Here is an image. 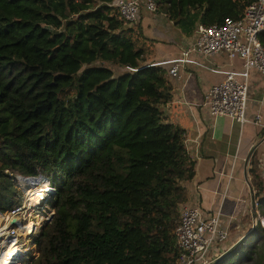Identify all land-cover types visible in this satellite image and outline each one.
<instances>
[{"label": "trees", "instance_id": "1", "mask_svg": "<svg viewBox=\"0 0 264 264\" xmlns=\"http://www.w3.org/2000/svg\"><path fill=\"white\" fill-rule=\"evenodd\" d=\"M114 1L0 0V211L20 203L17 175L55 189L31 264H177L172 229L194 160L163 115L167 70L143 63L137 23ZM252 1L155 0V12L190 36ZM263 230L217 264H264Z\"/></svg>", "mask_w": 264, "mask_h": 264}, {"label": "crops", "instance_id": "2", "mask_svg": "<svg viewBox=\"0 0 264 264\" xmlns=\"http://www.w3.org/2000/svg\"><path fill=\"white\" fill-rule=\"evenodd\" d=\"M138 10L135 24L141 36L137 46L142 49L143 63L159 64L167 70V62L179 57L191 44L195 31L184 36L166 15L148 12L143 7ZM190 57L198 59L194 53ZM202 62L218 71L241 69L239 58L230 59L221 52ZM168 77L171 97L162 107L163 115L167 122L183 130L185 150L194 160L192 177L182 182L186 200L180 207L197 208L202 220L219 213L220 225L226 228L228 236L222 241L224 248L218 252L212 248V253L218 256L250 230L254 220L264 221V127L253 123L240 126L226 116L210 117L204 105L205 94L211 85L221 81V72L184 63L178 67L175 77ZM255 115L264 124V77L250 70L245 116L253 118ZM251 158L257 162V184L251 182L247 172ZM259 200L263 203L261 207Z\"/></svg>", "mask_w": 264, "mask_h": 264}, {"label": "built area", "instance_id": "3", "mask_svg": "<svg viewBox=\"0 0 264 264\" xmlns=\"http://www.w3.org/2000/svg\"><path fill=\"white\" fill-rule=\"evenodd\" d=\"M114 6L123 21L135 24L137 10L143 7L154 12L155 0H115ZM263 28L264 0H253L236 18L225 17L220 23L197 26L191 44L179 57L167 62V75L175 77L178 67L184 63L221 72V81L211 85L205 94L204 105L210 117L226 116L240 126L253 123L264 127L258 115L245 116L248 72L255 70L264 77V44L257 36ZM218 52L230 59L239 58L241 69L218 71L203 64L202 60H208ZM191 53L198 59L191 58ZM15 184L22 194L20 203L0 211V264H31L39 254L34 236L41 224L50 219L55 189L41 175H17ZM41 185L46 190H40ZM254 222L264 226L261 218ZM172 233L178 247L177 264H206L217 257L212 253L214 244L228 236L226 228L220 225L219 213L202 220L197 208L190 205L180 207ZM9 246L17 248L18 254H5V248Z\"/></svg>", "mask_w": 264, "mask_h": 264}, {"label": "water", "instance_id": "4", "mask_svg": "<svg viewBox=\"0 0 264 264\" xmlns=\"http://www.w3.org/2000/svg\"><path fill=\"white\" fill-rule=\"evenodd\" d=\"M253 150V148H251V150L248 151L246 158L244 160V166H246V162L248 159V156L250 155L251 151ZM245 168L243 170L244 172V178L246 179V172H245ZM250 202H251V208H252V216H254V201H253V196H250ZM48 221V219H46L45 222H43L41 225H43L44 223H46ZM255 222L253 221L252 227L250 228V230H248L246 233H244L240 238H238L231 246H229L224 252H222L220 255H218L216 258H214L213 260L207 262L206 264H217L222 258H224L227 254H229L231 251H233L247 236L248 234L254 229L255 227Z\"/></svg>", "mask_w": 264, "mask_h": 264}, {"label": "rangeland", "instance_id": "5", "mask_svg": "<svg viewBox=\"0 0 264 264\" xmlns=\"http://www.w3.org/2000/svg\"><path fill=\"white\" fill-rule=\"evenodd\" d=\"M137 15H138V12L136 13V17H137ZM137 19H138V17H137ZM262 234L264 236V230L262 231ZM257 246L259 247V254H260L261 258H264V241L259 242L257 244ZM213 248L216 250V252H218L219 250H221L222 248H224V243L217 242V243L214 244Z\"/></svg>", "mask_w": 264, "mask_h": 264}, {"label": "bare ground", "instance_id": "6", "mask_svg": "<svg viewBox=\"0 0 264 264\" xmlns=\"http://www.w3.org/2000/svg\"><path fill=\"white\" fill-rule=\"evenodd\" d=\"M44 188V185H41V189L40 190H46V189H43ZM37 191H38V189H37ZM40 196V195H39ZM6 249V251H5V254H7V253H9V252H11L10 254H12L13 256L15 255V254H18L17 252V248H15V247H6L5 248ZM2 259H4V258H2Z\"/></svg>", "mask_w": 264, "mask_h": 264}, {"label": "clouds", "instance_id": "7", "mask_svg": "<svg viewBox=\"0 0 264 264\" xmlns=\"http://www.w3.org/2000/svg\"><path fill=\"white\" fill-rule=\"evenodd\" d=\"M156 65H159V64H156ZM168 67H169V66H168ZM54 192H55V190H54ZM52 214H53V207H52V213H51V215H52ZM50 218H51V216H50ZM48 221H49V220H48ZM48 221H47V222H48ZM47 222H46V223H47ZM44 224H45V223H44ZM44 224H43V225H44ZM255 224H257V223H255ZM258 224H259V223H258ZM43 225H41L40 228H41ZM259 225H260V224H259ZM260 226H261V225H260ZM262 227H264V226H262Z\"/></svg>", "mask_w": 264, "mask_h": 264}]
</instances>
